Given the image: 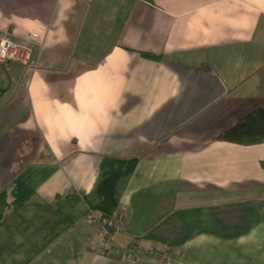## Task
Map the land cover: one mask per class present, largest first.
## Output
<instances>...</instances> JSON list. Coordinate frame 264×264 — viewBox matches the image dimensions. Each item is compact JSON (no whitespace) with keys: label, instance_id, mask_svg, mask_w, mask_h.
Listing matches in <instances>:
<instances>
[{"label":"crops","instance_id":"crops-1","mask_svg":"<svg viewBox=\"0 0 264 264\" xmlns=\"http://www.w3.org/2000/svg\"><path fill=\"white\" fill-rule=\"evenodd\" d=\"M5 34L36 67L0 62V264H264V143L217 139L264 97V0H0Z\"/></svg>","mask_w":264,"mask_h":264},{"label":"built area","instance_id":"built-area-1","mask_svg":"<svg viewBox=\"0 0 264 264\" xmlns=\"http://www.w3.org/2000/svg\"><path fill=\"white\" fill-rule=\"evenodd\" d=\"M34 36L31 34L26 35L21 40H15L9 34L0 37V62L1 63H21L30 69L36 67L33 62V41ZM122 214L118 216V221L121 220ZM99 231V246L101 252H108L114 249L113 232L111 227H116V220L99 216L96 219ZM143 252L137 247V244L129 247L128 249L115 248V254L125 256L127 258L141 255Z\"/></svg>","mask_w":264,"mask_h":264},{"label":"trees","instance_id":"trees-1","mask_svg":"<svg viewBox=\"0 0 264 264\" xmlns=\"http://www.w3.org/2000/svg\"><path fill=\"white\" fill-rule=\"evenodd\" d=\"M142 56L152 60H160L162 57L153 53L142 52ZM220 141L236 143L240 145H256L264 143V97L259 107L247 113L234 126L221 133ZM109 218L107 216H102ZM116 227H111L115 232Z\"/></svg>","mask_w":264,"mask_h":264}]
</instances>
